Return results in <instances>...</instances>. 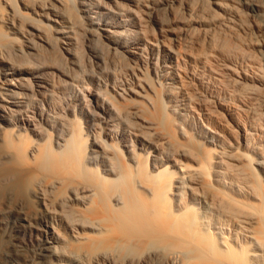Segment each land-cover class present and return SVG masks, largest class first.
Returning <instances> with one entry per match:
<instances>
[{
	"label": "bare ground",
	"instance_id": "bare-ground-1",
	"mask_svg": "<svg viewBox=\"0 0 264 264\" xmlns=\"http://www.w3.org/2000/svg\"><path fill=\"white\" fill-rule=\"evenodd\" d=\"M2 227L13 264H264V0H0Z\"/></svg>",
	"mask_w": 264,
	"mask_h": 264
},
{
	"label": "rangeland",
	"instance_id": "rangeland-1",
	"mask_svg": "<svg viewBox=\"0 0 264 264\" xmlns=\"http://www.w3.org/2000/svg\"><path fill=\"white\" fill-rule=\"evenodd\" d=\"M241 5H242V8L243 9H245V10H247L246 9V5H245V3H244V1H241ZM248 11V10H247ZM10 233H9V231H8V228H6V227H2V228H0V239H1V246H0V264H13V259H11L10 257H8L7 256V254H6V251L8 250V248L9 247H11L12 246V244H11V236L9 235ZM10 241V242H9ZM9 245V246H8ZM16 248L18 249V252H20V254L19 253H17L16 255L17 256H15L18 260L20 259V258H24V256H25V252H26V254L28 253V251L26 250V251H24V250H22L20 247H18V246H16ZM20 249V250H19ZM24 252V253H23ZM23 256H22V255ZM20 255V256H19ZM19 256V257H18Z\"/></svg>",
	"mask_w": 264,
	"mask_h": 264
}]
</instances>
